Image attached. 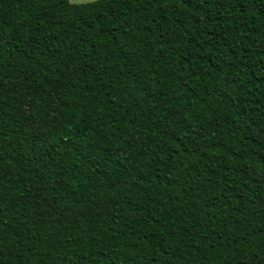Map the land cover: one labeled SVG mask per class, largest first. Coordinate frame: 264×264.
Returning a JSON list of instances; mask_svg holds the SVG:
<instances>
[{"label":"trees","instance_id":"obj_1","mask_svg":"<svg viewBox=\"0 0 264 264\" xmlns=\"http://www.w3.org/2000/svg\"><path fill=\"white\" fill-rule=\"evenodd\" d=\"M0 264H264V0H0Z\"/></svg>","mask_w":264,"mask_h":264},{"label":"rangeland","instance_id":"obj_2","mask_svg":"<svg viewBox=\"0 0 264 264\" xmlns=\"http://www.w3.org/2000/svg\"><path fill=\"white\" fill-rule=\"evenodd\" d=\"M70 2L73 3H83V2H88V1H92V0H69Z\"/></svg>","mask_w":264,"mask_h":264}]
</instances>
